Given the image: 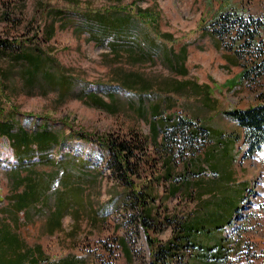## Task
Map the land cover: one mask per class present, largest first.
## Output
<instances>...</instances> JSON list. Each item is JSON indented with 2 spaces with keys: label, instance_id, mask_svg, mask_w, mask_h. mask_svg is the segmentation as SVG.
<instances>
[{
  "label": "rangeland",
  "instance_id": "obj_1",
  "mask_svg": "<svg viewBox=\"0 0 264 264\" xmlns=\"http://www.w3.org/2000/svg\"><path fill=\"white\" fill-rule=\"evenodd\" d=\"M120 1L0 0V41L7 48L0 57L1 117L11 116L30 133L46 127L67 137L60 147L44 154L49 163L36 164L35 156L31 167L15 171L19 180L34 178L49 191L45 212L37 207L29 217H16L17 234L28 245L39 244L50 261L73 255L81 264H150L154 247L176 237L180 224L196 219L198 234L211 235L220 234L216 226L232 219L231 226L222 231L229 242L238 243L231 246L230 264H264V146L252 156L245 154L243 129L224 114L264 105V76L243 84L242 68L229 64L224 50H217L213 40L201 34L203 23L222 9L264 18V0ZM131 5L159 16L158 28L148 23L140 26L141 39L154 38L174 53L187 46L186 76L169 70L161 56L148 63H135L124 55L114 57L105 46L95 45L85 33H76L66 24L76 20L74 12L101 13ZM162 33H169L173 42L163 41ZM17 46L18 51L38 48L49 55L57 65L55 70L71 79L70 94H60L43 79L33 87L27 85L20 74L23 63L10 58ZM127 74L148 81V89H125L120 77ZM175 81L208 85L210 92L206 95L192 88L175 93L171 84ZM91 93L108 103L114 97L117 109L105 112L80 99ZM142 100L146 107L159 103L163 118L171 117L173 122L182 118L194 123L192 128L209 129V133L190 146L179 134L169 135L170 149L161 147L159 135L154 145L146 119L136 112ZM145 114L148 119L149 112ZM110 138L136 147L141 166H131L130 176L146 191L155 192V202L150 203L154 232L146 234L135 223L131 187L103 146ZM209 156L213 162L209 158L204 164ZM168 157L173 159L171 178L166 177L167 160L163 165ZM72 158L85 162L77 168L70 164L75 162ZM195 160L203 170L200 175L192 167ZM16 164L7 138H0V221L2 214L13 209L9 196L22 193V187L14 188ZM65 178L80 189L67 195L80 206L77 211H66L59 230L51 235L48 217L54 195L63 193ZM193 255L185 254L182 264H190ZM170 260L167 264H179Z\"/></svg>",
  "mask_w": 264,
  "mask_h": 264
},
{
  "label": "trees",
  "instance_id": "obj_2",
  "mask_svg": "<svg viewBox=\"0 0 264 264\" xmlns=\"http://www.w3.org/2000/svg\"><path fill=\"white\" fill-rule=\"evenodd\" d=\"M114 2L119 3L121 1L114 0ZM59 15L65 17L63 12ZM73 15H76V20L70 19V21L66 22L67 26L73 27L76 33H85L88 39L95 45L105 46L114 57L122 58V55H124L129 59L134 58L135 63H148L154 61L158 56H161L165 66L169 70L176 74L179 73L182 76L187 75L188 72L185 69V62L188 57L186 45L181 46L174 53L172 47L166 46L167 48H165L155 41L154 38L149 39L145 36V39H141L138 34L139 32H137L141 28L140 26L145 27L147 23L153 28H158V14H154L147 9L133 8L131 5V7L127 8L117 6L112 11H103L101 13L88 11L74 12ZM64 20L66 21V19ZM204 25L205 27L201 29V34L212 39L217 50H224V58L229 64L242 68L239 76L243 84L250 85V82L256 78H263L264 18H255L250 14L246 16L234 9H222L211 20L203 23ZM53 34L54 30L51 28L49 37L52 38ZM159 35L163 41L173 42L172 36L169 33ZM4 44V41H0V57L5 55L4 51L7 49ZM10 58L16 63H23V69L20 74L23 76L27 85L33 87V85L43 79L50 86L52 85V87L58 88L60 94H70L72 89L71 79L62 72L58 73L55 70L57 66L55 61L38 48H34L30 52L18 51L17 49ZM175 69L178 70L176 71ZM120 83L121 86L129 91L136 89L140 91L147 90L149 86L148 81L141 80L139 76L131 74L120 77ZM171 84H173L172 89L175 93L192 88L201 89L206 95L210 92L208 85L198 87L189 81H175ZM80 99L86 100L87 105L105 112L112 113L113 110L117 109V101H115L114 97H110L111 102L109 103L103 101L94 93L85 96L80 95ZM136 108V112L140 114L141 118L146 119L148 123L152 133L151 143L154 145H157L156 141L159 135H161V141L163 142V145L160 146L170 149L168 142L169 135L176 137L179 134L180 139L187 144L189 143L188 146H190L194 145L197 140H201L203 133H209V129L205 130L201 127L192 128L195 124L182 118H180L179 122H173L171 117L165 116L163 118L164 114L161 113L159 103H150L146 107L145 101L142 100L137 104ZM147 112L150 114L148 119L147 114H145ZM224 114L243 129V140L246 145L245 154L252 156L253 153L261 150L264 146V105H255L245 110L236 109L224 111ZM2 115L0 108V138H7L15 162H17L16 166H14V188L18 190L22 187V193L12 194L9 196V199L14 207L13 212L20 213L30 209L31 206L36 204L49 191L44 190L40 183H35L34 178L25 177L19 180L18 173L15 171L31 167L32 160H34L35 156L37 158L36 164L49 163L48 155L45 156L44 154H48L54 147H60L67 137L65 132H55L50 129L48 130L46 127H41L32 133L27 132L14 122V118H11V116L10 118L6 116L2 118ZM240 137H237V139ZM103 146L108 150L116 169L122 175V179L125 178L128 180V185L131 187L130 199L133 201L132 206L137 212L135 215V223L146 234L151 233L153 231L154 220L151 215L153 209L150 203L155 202V198L153 197L155 192L150 190L146 191L147 189L142 187L141 184H138V181L133 182L130 176L132 173L130 172L131 166H136L137 164L141 166V158L135 156L134 151L136 147L129 144L126 140L115 138L106 140ZM209 158L212 159L211 156L204 158V164ZM72 160L75 162L70 161V164L75 165L77 168L79 162H85L77 158H72ZM166 160L167 163L165 164ZM172 160L171 157H168L163 161V165L165 164L167 168V178H171ZM211 162H213V159ZM50 164L52 165V163ZM52 166L55 167V165ZM190 166L191 163L188 164V167ZM192 167L194 169L196 167L197 171H199L198 175L203 173V170L199 169L196 160ZM60 170H63V168ZM72 183V180L70 181V179L65 178V184L62 187L64 189L63 193L54 202L55 210L52 216L55 221L53 229L59 226L66 211H71L75 208V211H77L80 206L78 202L67 197V195L71 196L70 194L77 193L80 190L72 186ZM175 192L174 188L173 193ZM231 220L225 221L221 226H216L220 230V233L226 227L231 226ZM188 222H184L178 226L176 237L168 240L165 244L154 247L150 264H167L169 259H171L170 262L172 263L182 264L185 254H192L194 252V246L189 243L187 236H190L191 233L196 235L199 233V228H196L198 221L194 219L191 230L185 229ZM0 241L7 248L0 249V264H24L26 261L29 264H39V260L34 261L33 258H30L28 248H19L17 235L6 231L0 232ZM36 255L37 257L41 255L39 248L36 249Z\"/></svg>",
  "mask_w": 264,
  "mask_h": 264
},
{
  "label": "crops",
  "instance_id": "obj_3",
  "mask_svg": "<svg viewBox=\"0 0 264 264\" xmlns=\"http://www.w3.org/2000/svg\"><path fill=\"white\" fill-rule=\"evenodd\" d=\"M35 160V158H34ZM37 161V158L35 162ZM62 189V188H61ZM64 189H62L63 192ZM48 193L44 194L41 199H39L36 204L31 206L30 209L26 211H22L20 213L13 212L14 207L10 203V205L13 207L12 210H10L9 213L2 214L1 221H0V232L6 231L10 232L12 234L17 235L18 238V245L19 248L26 247L28 248L30 252V258H33L34 261L39 260V264H81V261L76 258L73 255H67L65 258H61L58 260L50 261L41 246L38 245H28L24 240H22L19 235L17 234V231L15 229V225L17 224L15 219L16 217L23 216V219L31 214V210L34 208H39L41 210H45L46 208V196ZM61 194L57 195V193L54 195L56 198L55 200L60 196ZM55 202V201H54ZM55 207V205H54ZM54 207L51 209V212L49 214V221L47 225V230L50 231L51 235L53 232L59 230L60 224L56 229H53L54 227V218H53V212ZM3 218L6 220L4 221ZM13 220V221H11ZM194 221V220H193ZM193 221H189L188 224H186L185 229L191 230L192 229V223ZM187 239L189 243H191L192 246H194V255L193 259L191 260L190 264H230V260L232 258L231 256V246H235L238 243H232L225 238V234L222 232L220 234H211V235H201V234H193L191 233L190 236H187ZM40 249L41 255L37 257L36 255V249ZM0 249H7L6 245L0 241ZM24 264H29L27 261Z\"/></svg>",
  "mask_w": 264,
  "mask_h": 264
}]
</instances>
